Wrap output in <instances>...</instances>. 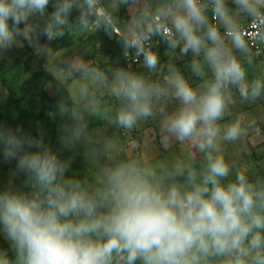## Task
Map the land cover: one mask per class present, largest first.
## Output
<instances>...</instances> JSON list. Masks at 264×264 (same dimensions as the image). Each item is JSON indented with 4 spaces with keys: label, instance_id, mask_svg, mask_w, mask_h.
Returning a JSON list of instances; mask_svg holds the SVG:
<instances>
[{
    "label": "clouds",
    "instance_id": "obj_1",
    "mask_svg": "<svg viewBox=\"0 0 264 264\" xmlns=\"http://www.w3.org/2000/svg\"><path fill=\"white\" fill-rule=\"evenodd\" d=\"M71 32H103L121 57L106 68L58 58L80 79L58 104L57 150L0 125V160L14 163L0 188V264H264V163L229 151L264 143V121L242 110L264 107V0H0V55L40 53L42 39ZM99 116L124 131L153 121L165 151H187L128 155L92 132ZM81 145L90 176L69 174L60 155Z\"/></svg>",
    "mask_w": 264,
    "mask_h": 264
},
{
    "label": "rangeland",
    "instance_id": "obj_2",
    "mask_svg": "<svg viewBox=\"0 0 264 264\" xmlns=\"http://www.w3.org/2000/svg\"><path fill=\"white\" fill-rule=\"evenodd\" d=\"M50 11V9H49ZM74 39L77 41L76 45L69 48H62L58 51L52 50L50 44L52 41L41 40V45L45 47V51L37 53L33 48L28 47L27 44L23 48H13L2 55H0V60L4 57L13 64L20 63L19 58L23 60H28L31 64L36 63L39 60L43 61L46 68L60 81L68 83V90L70 94L77 87V83L80 79L79 76H74L71 79H65L58 71V68L62 66L58 65V58L71 57L73 59H81L89 65L103 67L104 60L100 57L96 46L88 40L89 34H80L78 32H71ZM80 37H83V41H79ZM87 39V40H86ZM264 60V59H263ZM262 59H257V64L264 67V61ZM21 63L24 64V62ZM0 94L6 95V89L2 86L0 81ZM97 99L101 104L102 108L112 109L115 106L114 99L109 96L105 89L100 88L96 91ZM247 112L256 114L262 121H264V107L255 106L246 108ZM62 121L58 115V111L47 113L46 116L40 121L39 135H43L46 142L50 143L54 150L59 148V136H60V125ZM90 129L92 132H101L105 136L114 139L119 146L128 154L142 156L144 158L151 159H165L171 160L178 155L184 154L187 149L182 147H177L173 145L170 149L165 151L159 142V130L155 122L149 121L142 123L139 127L132 131H124L116 127L111 120L106 116L90 117ZM140 135V136H139ZM139 136V137H138ZM89 139H94V136L89 137ZM252 142V141H251ZM139 143L140 148L138 151L133 152L132 149ZM254 143V141L252 142ZM264 148V147H263ZM250 150L249 143L244 147H233L229 151L233 156L239 158H254L256 163L259 165L264 163V160L257 158ZM62 158L68 159L70 161V173H76L80 176H90L94 164L88 158L86 149L83 145L79 146L74 151H63L60 152ZM259 159V160H258ZM106 161H100V163H105ZM14 167L13 164H6L0 160V188L6 185L11 169ZM15 183L19 184L20 179H15Z\"/></svg>",
    "mask_w": 264,
    "mask_h": 264
},
{
    "label": "trees",
    "instance_id": "obj_3",
    "mask_svg": "<svg viewBox=\"0 0 264 264\" xmlns=\"http://www.w3.org/2000/svg\"><path fill=\"white\" fill-rule=\"evenodd\" d=\"M119 15L122 19L128 18L127 10L124 8L121 9ZM74 16L75 13L72 18ZM79 39V41L84 40L83 37ZM87 39L96 46L100 57L103 58V67L106 68L121 57L119 45L115 40H110L105 36L103 32L89 34ZM76 43L74 36L66 33L63 37L53 40L50 46L52 50L58 51L62 48L73 47ZM160 47L163 55L164 46L161 44ZM164 58L168 59V57ZM258 58L264 59L262 56ZM18 62L20 63L15 65L4 57L0 60V81L6 89V95L0 94V125L12 128L20 126L23 131L39 136L40 121L47 113L58 111V104L62 100H67L71 95L68 83L60 81L49 72L43 61L39 60L31 64L21 57ZM121 62H123L122 59ZM181 63L183 66L184 62ZM131 66L137 70L139 68L137 64ZM253 154L256 155L255 150ZM256 157L260 158L257 155ZM0 246L7 247L2 238H0Z\"/></svg>",
    "mask_w": 264,
    "mask_h": 264
},
{
    "label": "crops",
    "instance_id": "obj_4",
    "mask_svg": "<svg viewBox=\"0 0 264 264\" xmlns=\"http://www.w3.org/2000/svg\"><path fill=\"white\" fill-rule=\"evenodd\" d=\"M257 59H261V58H258L257 57ZM263 60V59H262ZM264 61V60H263ZM243 111H247V109L245 108V109H242ZM140 136V135H139ZM138 136V137H139ZM254 141V143H252ZM252 142L250 141L249 142V145H250V150L249 151H251L252 153L254 152V150H255V152L257 153L258 151H259V149L260 148H263L264 147V143H260V142H258V141H256V140H252ZM255 147V148H254Z\"/></svg>",
    "mask_w": 264,
    "mask_h": 264
},
{
    "label": "built area",
    "instance_id": "obj_5",
    "mask_svg": "<svg viewBox=\"0 0 264 264\" xmlns=\"http://www.w3.org/2000/svg\"><path fill=\"white\" fill-rule=\"evenodd\" d=\"M257 51V57L262 56L264 58V48H258Z\"/></svg>",
    "mask_w": 264,
    "mask_h": 264
}]
</instances>
